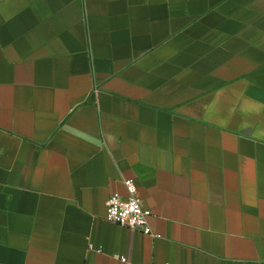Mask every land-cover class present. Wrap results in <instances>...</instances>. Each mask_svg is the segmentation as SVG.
I'll return each instance as SVG.
<instances>
[{
  "label": "crops",
  "instance_id": "0c3cea01",
  "mask_svg": "<svg viewBox=\"0 0 264 264\" xmlns=\"http://www.w3.org/2000/svg\"><path fill=\"white\" fill-rule=\"evenodd\" d=\"M0 264H264V0H0Z\"/></svg>",
  "mask_w": 264,
  "mask_h": 264
},
{
  "label": "built area",
  "instance_id": "2783aa9c",
  "mask_svg": "<svg viewBox=\"0 0 264 264\" xmlns=\"http://www.w3.org/2000/svg\"><path fill=\"white\" fill-rule=\"evenodd\" d=\"M128 197L124 198L118 193L112 194L107 204V221L127 229L138 231L146 236H153L149 224L152 212L147 209L137 198V185L134 180L125 182ZM122 262H127L125 257L118 256Z\"/></svg>",
  "mask_w": 264,
  "mask_h": 264
}]
</instances>
